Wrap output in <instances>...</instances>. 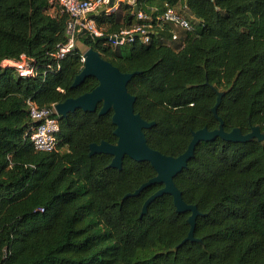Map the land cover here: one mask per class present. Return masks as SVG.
<instances>
[{
  "label": "trees",
  "instance_id": "obj_1",
  "mask_svg": "<svg viewBox=\"0 0 264 264\" xmlns=\"http://www.w3.org/2000/svg\"><path fill=\"white\" fill-rule=\"evenodd\" d=\"M142 2L161 12L182 2L199 19L194 33L181 31L184 48L138 38L113 48L84 35L79 41L88 48L77 45L44 80L0 69V264H264V140L218 137L196 147L174 179L200 213L194 240L187 239L191 213H178L171 195L142 214L163 185L128 196L157 175L149 162L126 156L119 170L110 167L112 155L90 154L93 143L118 142L113 112L99 115L101 104L60 118L67 152L33 147L27 99L50 106L95 89L94 77L72 87L89 48L122 73H136L128 84L135 112L154 123L144 134L164 155L177 158L193 132L219 128L217 104L226 132L259 126L264 134V0ZM47 7V0H0V60L52 61L67 42L69 17H52ZM95 20L107 37L137 22L128 4Z\"/></svg>",
  "mask_w": 264,
  "mask_h": 264
},
{
  "label": "water",
  "instance_id": "obj_2",
  "mask_svg": "<svg viewBox=\"0 0 264 264\" xmlns=\"http://www.w3.org/2000/svg\"><path fill=\"white\" fill-rule=\"evenodd\" d=\"M115 0H110L109 8L113 7ZM106 8L93 14L96 18L103 14ZM139 7H134V12L138 13ZM87 34L83 30L80 37ZM106 37H94L95 42H102ZM84 67L76 76L72 87L81 85L87 78L94 77L98 80V86L91 92L85 93L78 98H69L62 103H58L56 109L61 118L67 114L82 109L84 111L95 112L101 104L99 115L113 112L112 122L116 126L114 134L118 138L117 144L102 141L100 144L93 143L90 146V154L105 153L113 156L110 167L121 170L123 160L127 156L136 162H149L157 172V175L142 184L134 193L128 196H138L146 188L154 184H161L163 188L155 192L145 202L142 214H146L148 207L163 195H171L178 213L190 212L188 219L191 230L188 240H194V230L196 220L200 215L197 206L187 204L183 200L182 192L177 188L174 179L182 172L191 159L194 158L196 147L202 141H213L220 137L232 142H246L258 138L264 140V134L259 126L253 127L248 134H243L239 128L226 132L224 122L217 114L218 104L213 108L215 117L220 121L219 128L209 131L207 128L193 132V138L188 149L177 158L164 155L158 150L152 149L146 140L144 130L151 128L154 123L145 121L140 114L135 112L136 97L128 91V84L136 73H122L119 68L101 57V54L89 48L84 53ZM221 100L219 96L218 103Z\"/></svg>",
  "mask_w": 264,
  "mask_h": 264
},
{
  "label": "built area",
  "instance_id": "obj_3",
  "mask_svg": "<svg viewBox=\"0 0 264 264\" xmlns=\"http://www.w3.org/2000/svg\"><path fill=\"white\" fill-rule=\"evenodd\" d=\"M47 14L58 17L66 14L69 17L66 37L67 42L51 54L52 61L43 65H38L33 58L23 54L18 59H1L0 69H15L17 75L23 78H34L44 80L48 73L57 71L61 68V61L64 60L78 45L80 34L83 30L87 31L88 36L93 40L94 37H106L105 46L117 48L132 43L135 39H140L143 44H151L153 40L174 47V43L181 42V31L194 33L196 26L191 19L184 17L176 8L170 4H165L164 11L157 17L146 10L139 8L136 16V23L122 29L119 33L105 36V29L99 26L93 14L106 8L104 13L111 14L116 12L121 4H128L132 8L144 5L142 0H115L113 7H108L110 0H47ZM157 11L158 8H155ZM195 22L199 19L192 15ZM172 28L167 34L166 25ZM186 42H181L177 50L184 48ZM84 63V54L81 55ZM27 109L32 120L31 142L35 150L40 152H67L68 147L60 146V115L56 109L58 103L50 106H39L33 99H27Z\"/></svg>",
  "mask_w": 264,
  "mask_h": 264
},
{
  "label": "rangeland",
  "instance_id": "obj_4",
  "mask_svg": "<svg viewBox=\"0 0 264 264\" xmlns=\"http://www.w3.org/2000/svg\"><path fill=\"white\" fill-rule=\"evenodd\" d=\"M175 8L187 19H191L194 23L195 21L192 19V14L184 7L182 2H179L177 5H175ZM79 48L86 50L88 47L83 44V42H78Z\"/></svg>",
  "mask_w": 264,
  "mask_h": 264
},
{
  "label": "crops",
  "instance_id": "obj_5",
  "mask_svg": "<svg viewBox=\"0 0 264 264\" xmlns=\"http://www.w3.org/2000/svg\"><path fill=\"white\" fill-rule=\"evenodd\" d=\"M145 10L147 11V12H149V13H151L152 15H153V17H157L158 15H160L161 13V10L160 9H162V7L160 8L159 6H157V5H153V6H151V5H148V4H146L145 3ZM155 8H158V10L156 11L155 10ZM160 8V9H159Z\"/></svg>",
  "mask_w": 264,
  "mask_h": 264
}]
</instances>
